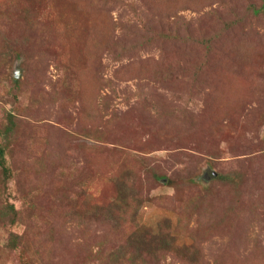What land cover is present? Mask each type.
Returning a JSON list of instances; mask_svg holds the SVG:
<instances>
[{
	"label": "rangeland",
	"instance_id": "obj_1",
	"mask_svg": "<svg viewBox=\"0 0 264 264\" xmlns=\"http://www.w3.org/2000/svg\"><path fill=\"white\" fill-rule=\"evenodd\" d=\"M0 149V264H264V0H0Z\"/></svg>",
	"mask_w": 264,
	"mask_h": 264
},
{
	"label": "trees",
	"instance_id": "obj_2",
	"mask_svg": "<svg viewBox=\"0 0 264 264\" xmlns=\"http://www.w3.org/2000/svg\"><path fill=\"white\" fill-rule=\"evenodd\" d=\"M0 166L3 169V172L7 175L9 173V171L6 169L5 167V155H4V151L2 149H0ZM228 180V179H227Z\"/></svg>",
	"mask_w": 264,
	"mask_h": 264
},
{
	"label": "water",
	"instance_id": "obj_3",
	"mask_svg": "<svg viewBox=\"0 0 264 264\" xmlns=\"http://www.w3.org/2000/svg\"><path fill=\"white\" fill-rule=\"evenodd\" d=\"M18 78H20V77L18 76Z\"/></svg>",
	"mask_w": 264,
	"mask_h": 264
}]
</instances>
